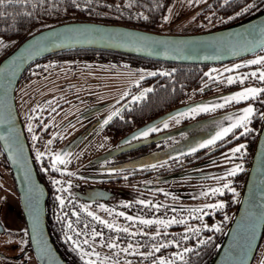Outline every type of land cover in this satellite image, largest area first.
<instances>
[{
  "label": "flooded vegetation",
  "instance_id": "flooded-vegetation-1",
  "mask_svg": "<svg viewBox=\"0 0 264 264\" xmlns=\"http://www.w3.org/2000/svg\"><path fill=\"white\" fill-rule=\"evenodd\" d=\"M253 5L254 7L250 9H264V2L261 5H258V2H254ZM250 9L246 7L243 11L237 12L234 15L235 20L243 17ZM228 20L222 19V22L219 24L232 22L234 18H229ZM262 51L263 50L260 52ZM260 52L258 53L260 54ZM86 62L94 66L115 65L122 62L128 63L133 68L147 69L153 72L150 68H144L143 65L147 63L134 60L133 58L125 57L121 59V57H117L116 59H111L106 55H96L94 60ZM150 67L152 66L150 65ZM200 68L203 72L200 81L190 90L184 103L176 108L190 105L189 109H191V107L195 105L209 104L213 100L232 93L242 85L238 80H234L233 83L229 84L228 80L223 78L220 72H215V69L218 67L206 65ZM247 82L249 84L260 83L261 86L264 85V81L261 82V80H256L254 78H245L243 84ZM140 88L143 87H139V89ZM133 90L136 89L133 88ZM135 93L138 94V97H140L141 94H143V96L146 94V92L142 93L141 90ZM91 94L94 93L89 92L87 96L77 97L76 101L70 100L68 97L59 100L56 95L55 103H51V101L46 102L44 108L40 109V111L43 110L45 113L42 114L40 119L33 120L35 123L34 128L32 127L31 131L28 129L24 130L37 177L44 183L47 190L46 208L48 231L55 246L72 264H85L81 255L83 253H93L94 249H90L92 248L90 245L83 243L84 240H88L90 243V237H92L91 233L93 231L101 234L93 239L94 241L99 240L101 236H112L120 238L121 240H141L140 237L129 236L123 232L117 233L108 230L105 228V225L99 224L97 221L93 220L92 217L87 215L88 209L92 208L95 210L97 207L112 200L114 201L113 204L109 203L103 206H109L108 208H113L115 206L118 208L120 202H116V200H121V197L126 195L122 190H128L133 187L155 188L160 190V197L172 199V197H176L174 195L175 193H173L176 190L170 187L168 188V186L163 188V186L184 185L187 183L179 181L180 179L188 180V182L194 185H200V181L205 179H224V177H222L226 174L223 172L224 168L218 166V164L223 163L224 152L235 143L247 141V139L251 137L249 132H252L254 127L252 118H250L247 132L241 127H236L232 132L228 133L222 139L217 140L214 144L207 145V141L212 139L216 133L220 131L218 119L224 114H227L230 110H222L215 115L203 111L197 113L193 118L187 117L181 119L180 123L175 126L167 125V127H165L163 121L154 125L158 130L150 132L147 137L141 136L138 139H131L132 137H129V135L133 131L139 129L153 119L135 125L131 130L123 134L115 135L111 130L114 124L122 123L125 119L124 115L128 113V111L124 113L125 110L131 107L132 103L140 99L121 100L117 98L108 101H94V99H97V96L95 97ZM260 96L261 92H259L257 97ZM25 99L27 102L31 100L30 97H26ZM249 100L254 103L256 102L255 110L259 106V103H264V98L261 97L258 98L259 102L252 99ZM31 102L32 101L29 103ZM67 102H70L72 110L69 111H71V113L65 111L59 114L58 117H55L60 112L62 106ZM114 112L118 114L112 116ZM109 116H112V119L109 120L107 124H104V121L108 119ZM263 116L264 110L261 111L259 121H257L258 127L255 131L256 135ZM53 117L54 119L52 120ZM59 118L61 121H59ZM51 120L52 123L50 122ZM165 121L169 123L168 120ZM80 122H83L82 133H79L77 136L67 141H61L62 138L59 137L60 133L69 125L78 124ZM242 133L244 134L242 135ZM99 134L107 136L112 143H105L103 148L99 146L90 149L93 147L92 143L94 139ZM33 137H35V139H33ZM127 141H130V143ZM49 142L52 143L48 145ZM201 144L207 146L201 147ZM36 148L39 159L33 152ZM87 149L92 150L93 153L88 155L84 154ZM194 149L195 151H193ZM109 153L113 154L106 157ZM60 160L64 162L60 163ZM68 161H70V164H67ZM2 163L8 168L5 161L2 160ZM240 170L241 167L238 168L235 175L226 176V178L235 177L233 185L239 184L240 182L242 184L244 181V178L240 180L241 178L239 175L243 172V176H245L246 169ZM236 179L240 181L238 182ZM53 181H59V183L54 184ZM161 185L162 188L159 187ZM92 189L102 190L98 191L101 198H96L94 196L97 191L95 193H90L89 191ZM86 192L88 198L84 197ZM57 196L64 200L65 203L63 206H61L56 199ZM122 199H124V196ZM124 206L127 207L128 211L131 209L133 212L136 208L135 205ZM160 206L165 207L162 205ZM102 209L106 210L105 207ZM165 209L168 212L166 215H173L175 217L179 215L189 217L190 219L201 213V211L187 212L184 209L172 208L171 206H167ZM163 210L164 208H162V210L160 208L153 210L152 207L150 208L148 206L144 213H146V215L155 213L164 217ZM72 213H76V215L74 216ZM69 223L72 225V229L67 227ZM76 232L81 233V235L77 236L75 234ZM163 234L165 235L164 231L160 230L157 236L159 237ZM67 237H71V239ZM25 246V252H31L28 241ZM92 256H95V253Z\"/></svg>",
  "mask_w": 264,
  "mask_h": 264
},
{
  "label": "rangeland",
  "instance_id": "rangeland-1",
  "mask_svg": "<svg viewBox=\"0 0 264 264\" xmlns=\"http://www.w3.org/2000/svg\"><path fill=\"white\" fill-rule=\"evenodd\" d=\"M190 1L192 0H185L184 2H180V0H174L168 9L164 23L160 26L159 31L172 34H187L196 33L197 30L203 29L198 28L201 24L199 21L201 17H197L199 13L198 9L192 8ZM207 23L208 20L205 21L204 26ZM208 28L209 27H206L205 29ZM18 43L19 42H13L0 38V59L9 53ZM262 58H264V49L262 52H260V54L255 53L251 56H247L235 61L213 65V67H218L215 69V72H220L222 77L226 80H228L229 77H231L233 81L238 80L241 82L240 84H242L241 87L237 88L230 94L213 100L209 104H199L191 108L207 106L209 110L204 112L211 115H215L222 110H230L227 114H224L220 119H218L220 130L222 128L231 127L232 124L236 123L237 120L244 115V110L249 107L253 109V114L255 111L256 102L254 103L249 99L257 101L256 97L259 93L255 97L249 96L247 99L240 100L239 102L231 101L226 103L225 99L230 96H235L237 93L246 91L249 88L264 90V85L261 86L260 83L249 84L247 82L246 84H243L245 78H254L256 80H260V73L264 72V64H252L251 61ZM39 66L40 68L34 70H39L38 73L33 71L31 72V76L28 79L19 81L15 92L17 111L21 122L23 123L24 130H29L32 127L34 128L35 123L33 120L40 119L42 114L45 113L43 110L40 111V109L44 108V104L46 102L51 101V103H55L56 95L58 96L59 100L68 97L70 100L72 99L76 101L77 97H83L84 95L87 96L88 93L91 92L94 93L91 95H94L95 97L97 96V99H94V101H108L115 100L117 98L121 100H132L138 97V94L135 93L136 91L141 90L142 93H144L146 92V89L150 88L149 85L145 86L143 84L144 78L151 76L149 73H154L147 69L133 68L128 63L94 66L85 62L84 60L79 59L66 60L60 62L59 64H56V61L52 60ZM252 73H256V76H252ZM139 87L143 88L139 89ZM133 88L136 90H133ZM26 97H30L31 100H29V102H32H27L25 99ZM217 105H220V107H217ZM69 110L72 109L70 102H67L62 106L60 112L55 117H58L59 114ZM200 112L203 111L192 113L189 109L184 112L187 113V115L181 116L178 114L175 115V120L168 119L169 123H167V125H178L181 119L187 117L193 118L197 115V113ZM69 113H71V111H69ZM251 116L249 117L246 125L241 126L242 129H245V127L248 128ZM53 119L54 117L52 120ZM52 120L50 121L51 123ZM59 121H61L60 118ZM82 126L83 122L69 125L64 131L60 133L59 137L62 138L61 141H67L68 139L77 136L79 133H82ZM246 142L247 141H240L235 143L224 152L223 163L218 164L220 168H224L223 172L224 174L226 173L222 176L224 179H205L200 181V185H194L188 182V180L180 179L179 181L187 182L188 184L163 186V188L168 186V188L170 187L173 190H176L173 192L175 193L174 195L176 197H172V199L160 197V190L155 188L148 189L143 187H133L129 188L128 190L124 189L122 190V192L126 193V195H123L124 199H122V196L121 200H116V202H120V206L118 208L115 206L113 208H108L109 206H103L106 208V210L102 209L101 207H97L95 210L92 208L88 210L94 215L99 216L106 223L114 225L113 229H109L105 226V228L108 230H112L113 232L117 233L123 232L129 236L131 235L141 237V240H144L146 236L148 238L157 236L160 230H163L164 233H169V231H171L169 230V226L172 225L170 224L165 226L164 224L156 223L143 225L139 223V221L142 219L153 221H168L173 219L179 221L183 219L185 223H183L184 227L182 228V231L198 228L203 225L200 224L201 221L196 220L190 222L189 217L179 215L175 217L173 215H166L168 212L165 207L171 206L172 208H181L187 212H197L193 210L199 209L202 215H204L203 213L221 210L210 207L211 205L215 204H223L225 207L226 203L231 202L234 203L236 207L237 201L241 194L242 184L240 182L239 184L233 185V180L235 177L226 178V176H228L227 173H229V171L233 168H237L238 170V168L241 167L240 171L245 169L247 170L250 154L247 152ZM50 143L52 142H49L48 145H50ZM105 143L111 144L112 142L107 136L99 134L94 139L92 143L93 147L90 149H94L95 147L99 146L103 148ZM240 145H244V148L241 150V152L233 154L231 150L233 148L239 147ZM87 151H85L84 154L88 155L93 153L92 150L87 149ZM33 152L36 156L37 148L34 149ZM67 164H70V161H68ZM236 181L238 180L236 179ZM225 184H228L229 188H224ZM159 187L162 188V185ZM214 189H221L222 192L213 193ZM137 201H140L141 203H138ZM109 203L113 204L114 201L112 200L108 203H104L103 205H108ZM124 205H135V211L133 212L131 209L128 211L127 207ZM160 205L165 207H161ZM148 206L150 208L152 207L153 210L159 208L162 210V208H164L162 211L164 212V217L155 213L146 215L144 211L147 210ZM224 207L222 209H224ZM235 207L228 218L229 221ZM117 213H123V215L118 216L116 215ZM202 215H200L199 218L202 217ZM129 216L133 217L131 221L126 219V217ZM223 217H225V215ZM173 224L180 223L177 222ZM116 227L120 229L127 228L128 231H116ZM133 233H135V235H133ZM26 237L27 234L25 222L21 213L15 185L10 170L5 167V165L2 163V159L0 158V264H37L32 252H25V245L28 241ZM102 237L103 239L100 237V239L98 238L99 240L96 241L90 237L91 239L88 245L92 247L90 249H94L93 253H95V256L85 255V253H83L81 255L82 260L93 261L94 264H101V261H103V264H130V258L128 256L126 257V254H137L141 257L145 256V253L140 254L142 251H140L141 248L139 247V241H133L129 239L121 240L120 238L112 236ZM110 242L115 244V247L112 249L107 247V244ZM129 244L132 245V248L125 252L124 249L128 248ZM252 264H264V234Z\"/></svg>",
  "mask_w": 264,
  "mask_h": 264
},
{
  "label": "water",
  "instance_id": "water-1",
  "mask_svg": "<svg viewBox=\"0 0 264 264\" xmlns=\"http://www.w3.org/2000/svg\"><path fill=\"white\" fill-rule=\"evenodd\" d=\"M67 29H93L88 33ZM264 49V9L215 29L187 34L159 33L124 24L69 21L23 38L0 59V152L10 170L25 222L28 244L37 264H72L48 231L44 183L37 177L19 117L15 92L33 63L54 54L92 50L178 65H217ZM122 63V62H121ZM126 65V64H123ZM190 108L172 109L133 131L129 137ZM109 153L106 157L111 156ZM97 191V192H96ZM98 191L92 189L96 198ZM87 197V192L84 194ZM264 116L256 136L241 194L218 242L202 264H252L264 234ZM255 224L253 231L252 225Z\"/></svg>",
  "mask_w": 264,
  "mask_h": 264
},
{
  "label": "trees",
  "instance_id": "trees-1",
  "mask_svg": "<svg viewBox=\"0 0 264 264\" xmlns=\"http://www.w3.org/2000/svg\"><path fill=\"white\" fill-rule=\"evenodd\" d=\"M173 1L91 0V3H88L87 0H77V4H73L72 0H4V4L0 5V38L20 42L23 38L41 29L69 21L124 24L163 33L159 31V28L163 25ZM182 1L184 2L185 0H180V2ZM254 2H258V5H261L264 0H228L227 3H225V0L190 1L191 7L198 9L197 17H201L199 19L201 24L198 28L203 29L197 30L196 33L222 27L261 11L262 9L259 8L257 10L250 9L243 17L235 20L234 15L237 12L243 11L249 5H253ZM229 18H234V20L219 24L222 19L228 20ZM206 20H208V23L204 26ZM204 27L209 28L205 29ZM96 55H106L111 59H116L117 57H121V59L125 57L133 58L117 53L92 50L62 52L47 56L33 63L24 72L21 80L28 79L31 76V72L40 68L39 65H42V63L53 60L56 61V64H59L72 59H82L85 62H91ZM133 59L147 63L143 65L144 68H150L155 73V75L144 78L143 82L144 85H150L152 91L146 92L143 99L132 103L131 107L125 110L124 113L126 111L128 113L124 115L125 119L122 123L112 126L111 132L115 135L123 134L131 130L135 125H139L146 120L155 119L168 110H172L184 103L190 90L196 86L203 75L200 68L202 65H178ZM38 71L34 72L38 73ZM161 73H164V75H161ZM260 97L264 98V92H261ZM260 97H257V102H259L258 98ZM259 106L251 117L254 127L253 131L249 132L251 137L246 142L247 152L250 155L256 140L257 121H259L261 111L264 110V103H259ZM0 158L5 161L1 152ZM239 176L243 179V172ZM234 207V203L228 202L224 209L203 213L204 215L200 213L191 217L190 222L197 220L201 221L200 224H203L198 228H193L200 229L199 232L182 231L184 224H172L169 226L171 231L165 233V235L147 237L144 240L138 239L140 251H142L140 254L145 253V256L141 257L137 254H126L125 256L130 258V264H158L160 260H164L166 264H202L222 235ZM200 215L202 217L199 218ZM224 215L227 217L226 220L223 217ZM214 226H219L220 230L215 231ZM201 240L207 243L200 244ZM161 244L165 245V247L160 248L159 252L154 251ZM185 249H192V251L186 252Z\"/></svg>",
  "mask_w": 264,
  "mask_h": 264
},
{
  "label": "snow or ice",
  "instance_id": "snow-or-ice-1",
  "mask_svg": "<svg viewBox=\"0 0 264 264\" xmlns=\"http://www.w3.org/2000/svg\"><path fill=\"white\" fill-rule=\"evenodd\" d=\"M88 3H91V0H87ZM72 3L73 4H77V0H72ZM225 3H227V0H225ZM4 4V0H0V5H3ZM249 9L254 7V5H249L248 6ZM247 10V9H246ZM66 31H74V32H80V33H88L90 31H97V30H93V29H67ZM252 64H264V58L262 59H258V60H253L251 61ZM149 75H155V73H149ZM161 75H164V73H161ZM207 75V74H206ZM252 76H256V73H252L251 74ZM260 80L261 81H264V72L260 73ZM228 83L231 84L233 83V80L231 77L228 78ZM146 92H151L152 89L149 88V89H146L145 90ZM261 91H264V90H258V89H254V88H249L247 89L246 91H243V92H240V93H237L235 96H230V97H227L225 99V102L228 103V102H231V101H236V102H239L240 100H243V99H247L249 96H253L255 97L259 92ZM134 99H143V94H141L140 97H137V98H134ZM217 107H220V105H217ZM208 107L207 106H203V107H200V108H191L190 111L192 113H196V112H199V111H208ZM253 112V109L251 107L247 108L244 110V115L242 117H240L236 123L232 124L231 127H227V128H222L220 131H218L216 133V135L207 141V145H211V144H214L217 140H220L222 139L223 137H225L228 133L232 132L234 128L236 127H241V126H245L246 123L248 122V119L249 117L251 116ZM118 113L117 112H114L112 113V116H115L117 115ZM179 115L181 116H184V115H187V113H184V112H181ZM112 116H109L108 119H106L104 121V124H107L109 120L112 119ZM170 119H173L175 120L176 117L175 116H172L170 117ZM230 119V118H229ZM164 126L167 127V121H164ZM157 127L153 126V127H150V128H147L139 133H137L136 135H134L131 139H138L139 137L143 136V137H147L148 134L150 132H153V131H157ZM29 131H31V129H29ZM248 129L245 127V132H247ZM244 133H242L243 135ZM0 139H4V137L0 136ZM33 139H35V137H33ZM130 143V141H127ZM207 145L205 144H201L200 146L201 147H206ZM244 148V145H240L239 147H236V148H233L231 151L233 154L235 153H239L241 152V150ZM195 151V149L193 150ZM37 158L39 159V154H37ZM64 161L63 160H60V163H63ZM239 167V166H238ZM237 172V168H233L229 171L228 175L229 176H233L235 175ZM54 184H58L59 181H53ZM224 188H229V185L228 184H225L224 185ZM216 192H222L221 189H214L213 190V193H216ZM56 199L59 201L60 205L63 206L64 205V200L57 196ZM138 203H141L140 201H137ZM101 208H103V205L100 206ZM210 207L212 208H216V209H222L224 207L223 204H215V205H211ZM193 211H200L199 209H196V210H193ZM72 215H76V213H72ZM88 216L92 217L93 220L97 221L99 224H102V225H105L106 227H108L109 229H113L114 228V225L113 224H110V223H106L104 220H102L99 216H96L94 215L92 212H88L87 213ZM116 215L118 216H122L123 213H117ZM126 219H128L129 221H131L133 219V217L129 216V217H126ZM227 219V217H225V220ZM260 221L261 222H264V213L261 214L260 216ZM180 223V224H183L185 223V221L183 219L179 220V221H176V220H168V221H163V220H157V221H153V220H140L139 223L143 224V225H150V224H153V223H156V224H164L165 226L167 225H170V224H173V223ZM67 227L69 229H72V225L69 223L67 225ZM87 227V226H86ZM214 229L215 231H219V226H214ZM252 229L254 231L255 229V224L252 225ZM116 231H124V232H127L128 229L127 228H124V229H120L118 227L115 228ZM211 230V229H209ZM189 231H192V232H199L200 229H189ZM77 236L81 235V233L79 232H76L75 233ZM92 235V238L95 239L97 236H100L101 234L96 232V231H93L91 233ZM133 235H135V233H133ZM68 239H71V237H67ZM101 239H103V237L101 236ZM84 244H88L89 241L88 240H84L83 241ZM207 243L206 241L204 240H201L200 241V244H205ZM107 247L109 249H112L115 247V244L114 243H108L107 244ZM162 247H165V245L161 244L159 247L155 248L154 251L156 252H159L160 251V248ZM132 248V245L129 244L128 245V248L124 249L125 252L129 251V249ZM186 252H191L192 249H185ZM94 253H85V255H93ZM85 264H94L93 261H85ZM101 264H103V261H101ZM158 264H166V262L164 260H160L158 262Z\"/></svg>",
  "mask_w": 264,
  "mask_h": 264
}]
</instances>
